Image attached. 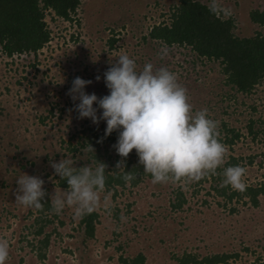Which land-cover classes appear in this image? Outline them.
<instances>
[{
    "label": "rangeland",
    "instance_id": "obj_1",
    "mask_svg": "<svg viewBox=\"0 0 264 264\" xmlns=\"http://www.w3.org/2000/svg\"><path fill=\"white\" fill-rule=\"evenodd\" d=\"M179 2L81 0L76 22L47 13L51 40L38 53L8 57L0 52V237L9 242L6 264H126L123 259L140 253L146 258L141 264H178L185 253L198 260L215 254L232 256L216 264H264V194L257 205L247 197L226 201L213 189L221 186L222 176L175 184H154L146 177L116 196L103 190L95 209L100 214L97 236L88 240L81 217L74 216L72 209L65 208L59 215L51 211L46 218L53 221H45L38 219L36 209L15 201L16 180L25 173L44 179L49 194L62 188L50 166V160L59 161L62 153L79 160L77 166L93 162L91 151H85V132H100L106 121L97 125L90 118H78L67 92L79 76L92 81L85 88L89 94H109L104 72L110 57L115 62L121 54L133 58L138 70L150 62L175 72L188 91L193 111L207 108L210 118L219 122L221 136L226 134L224 123L240 130L241 139L232 145L223 143V165L232 155L240 157L245 185L264 182V137L253 140L246 128L248 119L264 115V82L252 92H241L227 82L219 62L199 58L190 46L168 47L151 39V26L169 22ZM221 2L232 9L238 35L264 31L249 14L263 7L264 0ZM162 53H166L163 58ZM261 126L258 121L255 128ZM178 191L184 192L186 200L181 208H174ZM41 225L43 233L36 235ZM47 234L49 242L44 245Z\"/></svg>",
    "mask_w": 264,
    "mask_h": 264
},
{
    "label": "clouds",
    "instance_id": "obj_2",
    "mask_svg": "<svg viewBox=\"0 0 264 264\" xmlns=\"http://www.w3.org/2000/svg\"><path fill=\"white\" fill-rule=\"evenodd\" d=\"M207 7L217 18L232 15V9L221 0H209ZM164 55L166 53H162L161 58ZM109 62L110 67L104 72L109 94L103 97L94 92L89 94L85 88L92 81L77 76L67 95L74 102L78 118H90L97 125L101 120L106 121L105 136L118 132L112 147L121 159L115 169H126V160L135 149L138 165L145 174L151 175L154 184L191 183L207 174H216L226 154V148L219 140V122L210 118L207 108L193 111L188 102V91L178 82L176 73L167 67L156 68L150 62L138 70L136 61L126 54L119 55L115 62L110 57ZM98 110H102V114L98 115ZM85 151L95 152V148L89 144ZM62 154L59 161L50 160V166L55 175L67 182V188H55L49 194L44 188V179L25 173L16 180L15 201L18 205L41 209L42 201L48 198L53 213L59 215L65 208H70L76 217L90 214L98 207L108 165L97 160L77 166L79 160ZM245 172L241 165L223 168L221 186L245 190L242 180ZM137 175L133 171H124L119 178L129 183ZM124 219L121 213V220ZM8 255L9 242L0 237V264H6Z\"/></svg>",
    "mask_w": 264,
    "mask_h": 264
},
{
    "label": "trees",
    "instance_id": "obj_3",
    "mask_svg": "<svg viewBox=\"0 0 264 264\" xmlns=\"http://www.w3.org/2000/svg\"><path fill=\"white\" fill-rule=\"evenodd\" d=\"M208 3L201 0H180L174 6L170 14V21H162L159 24L151 26L148 33L151 39H155L162 45L172 47L174 45L190 46L197 53L199 58L217 61L223 65V73L227 77V82L234 85L241 92H252L257 85L264 82V31L258 30L250 36H241L235 32L237 20L234 16L228 18H217L210 13ZM81 5V0H0V52L2 51L8 57L21 55L24 53H38L51 40V30L46 19L50 11L58 18L76 22ZM250 18L253 23L264 26V6L251 10ZM116 39L110 38V45L113 47ZM255 109V107H254ZM260 121L262 126L255 128ZM226 134L219 140L222 143L234 144L242 138L243 133L240 130L228 127L227 123L223 124ZM247 133L256 140L260 135L264 137V115L259 118H250L246 124ZM105 129L100 132L92 129L87 133L85 138L88 145L95 148L91 152L93 162L100 160L108 165L105 171L107 177L104 191H112L116 196L120 189L137 186L144 178H152L151 175L143 172L142 166L138 165V156L135 149L129 154L126 160L127 168L115 169L117 161L121 157L112 151V147L118 138V132L113 131L109 136H105ZM102 140V142H101ZM83 145H85L83 143ZM111 145V147H109ZM74 151L75 149L72 148ZM116 152V151H115ZM240 157L231 156L224 165L217 168L216 174H207L213 179L221 177L220 173L223 168L239 165ZM253 164V160H249ZM80 166V165H79ZM135 166V167H134ZM243 167V165H241ZM124 171H133L138 173L137 178L129 183L120 179ZM215 175H218L217 177ZM223 179V177H221ZM57 184L62 188H67V182L57 176ZM158 184V183H156ZM222 185V184H221ZM213 189L217 194L223 196L226 201L234 198L241 199L247 197L253 205L259 204V196L264 194V182L259 185L246 184L245 190H233L231 186L222 187L214 186ZM177 202L173 203L174 208H181L185 203L183 191L176 194ZM43 207L36 209L39 213L38 219L53 221L46 218L51 212L50 199L42 201ZM100 214L97 210L90 214L81 216L80 225L83 230L84 239L88 240L97 235V223ZM61 223H63L61 221ZM44 226L36 230V235L43 233ZM49 234L43 241L48 245ZM43 247V246H41ZM41 257L45 254H40ZM232 257L229 254H215L206 256L198 260L197 256L191 253H185L178 259V264H216L226 263L227 259ZM145 255L140 253L131 260L123 259L126 264H141L145 262ZM259 264V263H257ZM262 264V263H261Z\"/></svg>",
    "mask_w": 264,
    "mask_h": 264
}]
</instances>
